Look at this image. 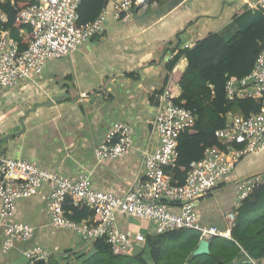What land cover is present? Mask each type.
Listing matches in <instances>:
<instances>
[{"label": "crops", "instance_id": "0c3cea01", "mask_svg": "<svg viewBox=\"0 0 264 264\" xmlns=\"http://www.w3.org/2000/svg\"><path fill=\"white\" fill-rule=\"evenodd\" d=\"M156 1V7L135 12L128 22H116L108 14L102 34L83 42L65 58L45 62L39 77L3 90L0 149L6 158L25 160L69 178L86 175L93 189L116 196H123L142 180L143 153L159 143L150 122L169 76L168 61L188 44L191 48L231 27L249 0ZM105 8V0H84L79 20L91 22ZM1 19L7 20L4 15ZM231 32L226 42L235 34L234 29ZM27 36V30H20L19 39L26 43ZM115 123L131 129V148L116 160L100 162L94 155L95 146ZM262 171L264 149L245 156L231 181L195 206L200 224L229 232L231 221L226 215H235L238 207L234 181ZM48 203L46 186L36 196L16 202L14 220L32 226L34 234L3 253L0 224V264H29L23 252L36 245L49 252L48 264H57L64 253L81 252L91 245L74 232L52 227ZM115 222L122 232L153 234V226L145 220L117 213ZM247 262L242 257L233 260V264Z\"/></svg>", "mask_w": 264, "mask_h": 264}, {"label": "built area", "instance_id": "2783aa9c", "mask_svg": "<svg viewBox=\"0 0 264 264\" xmlns=\"http://www.w3.org/2000/svg\"><path fill=\"white\" fill-rule=\"evenodd\" d=\"M18 1L27 6L17 13L15 21L28 27L29 32L26 45L20 49L9 31L0 28V94L19 81L39 77L45 62L65 58L76 52L83 42L102 34L108 14L116 22H128L135 12L157 6L156 0H105L107 8L95 20L79 24V7L83 0ZM245 9L252 13L264 12V0H249ZM224 92L231 109L223 115L224 128L214 132L221 148H205L201 158L190 162L181 184L166 170L176 166L178 137L194 125L197 117L191 110L176 105L167 89L160 94L150 122L159 143L153 150L143 153V178L123 196L93 189L86 175L69 178L42 170L25 160L8 159L0 149L3 253L33 237L32 226L14 220L16 202L36 196L44 186L49 194L47 212L52 227L74 232L87 242L104 240L123 255L142 246L149 235L120 231L115 222L117 213L149 222L153 226L150 236L191 230L205 241L214 237L229 238L230 231L202 226L195 206L205 195L231 181L233 172L245 156L258 155L264 149V48L256 56L250 73L227 78ZM242 100L258 103L259 110L248 116L241 115L234 107ZM130 148L131 129L115 123L95 146L94 155L100 162L116 160ZM261 185H264V171L236 179L235 204L239 207L243 199ZM65 207H86L98 215L100 222L96 225L90 219L75 222L66 216ZM226 218L232 227L234 215H226ZM23 256L29 264L51 258L39 245L24 251ZM247 260V264H260Z\"/></svg>", "mask_w": 264, "mask_h": 264}, {"label": "trees", "instance_id": "16d2710c", "mask_svg": "<svg viewBox=\"0 0 264 264\" xmlns=\"http://www.w3.org/2000/svg\"><path fill=\"white\" fill-rule=\"evenodd\" d=\"M26 6L18 0L0 1V28L9 30L11 37L20 43V49L26 43L18 38V34L20 30L29 32V29L14 18ZM2 15L7 18L6 21H2ZM79 24L82 21L79 20ZM232 29L235 34L226 42L227 37L232 35ZM263 48L264 12L252 13L242 9L231 27L208 35L191 48L180 50L168 61L169 76L164 89L169 91L176 105L191 110L197 117L194 125L178 137L176 166L166 170L179 184L183 183L190 162L201 158L205 148H221L214 132L224 128L223 115L231 109V104L225 99V82L228 77H244L250 73L256 56ZM235 105L243 116L257 112L260 106L252 100L238 101ZM64 209L66 216L75 222L88 219L93 225L100 222L98 215L86 207ZM234 213L229 238H212L207 255L191 259L199 234L182 230L149 235L131 255L113 250L104 240H95L90 243L92 254L89 261L94 258L101 264H233L236 257L264 261V185L243 199ZM48 262L37 261L34 264Z\"/></svg>", "mask_w": 264, "mask_h": 264}, {"label": "rangeland", "instance_id": "374dc122", "mask_svg": "<svg viewBox=\"0 0 264 264\" xmlns=\"http://www.w3.org/2000/svg\"><path fill=\"white\" fill-rule=\"evenodd\" d=\"M69 254L70 256L68 255V253H64L62 255L63 259L59 260L60 262L58 261L57 264H101L99 260L95 261L94 258H92V260L89 261V259H91V254H92L91 245H89L88 248L84 251L76 252V253L70 252ZM74 254H75V259H73Z\"/></svg>", "mask_w": 264, "mask_h": 264}, {"label": "water", "instance_id": "95a60500", "mask_svg": "<svg viewBox=\"0 0 264 264\" xmlns=\"http://www.w3.org/2000/svg\"><path fill=\"white\" fill-rule=\"evenodd\" d=\"M61 98H62V96L60 98L57 97L56 100H55V102H57ZM209 246H210L209 241L200 240L199 241V244L197 245V247L195 248V250L192 252L191 258H194L196 256H201V255L208 254L209 253Z\"/></svg>", "mask_w": 264, "mask_h": 264}, {"label": "clouds", "instance_id": "9594fccd", "mask_svg": "<svg viewBox=\"0 0 264 264\" xmlns=\"http://www.w3.org/2000/svg\"><path fill=\"white\" fill-rule=\"evenodd\" d=\"M188 48H189V47H188ZM170 60H171V59H170ZM90 243H91V242H90ZM132 253H133V252H132ZM132 253H131V254H132ZM131 254H128V255H131Z\"/></svg>", "mask_w": 264, "mask_h": 264}]
</instances>
